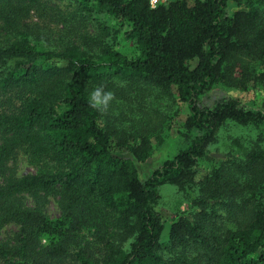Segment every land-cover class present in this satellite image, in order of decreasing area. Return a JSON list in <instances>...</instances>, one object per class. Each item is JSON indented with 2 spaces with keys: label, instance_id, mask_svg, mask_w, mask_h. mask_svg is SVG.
<instances>
[{
  "label": "trees",
  "instance_id": "obj_1",
  "mask_svg": "<svg viewBox=\"0 0 264 264\" xmlns=\"http://www.w3.org/2000/svg\"><path fill=\"white\" fill-rule=\"evenodd\" d=\"M253 79L264 83V0H0V226L17 227L0 263L264 264V140L243 132L214 154L264 111L206 101ZM175 97L196 136L141 181L154 105ZM18 152L35 173L17 176ZM164 185L190 202L166 235Z\"/></svg>",
  "mask_w": 264,
  "mask_h": 264
},
{
  "label": "rangeland",
  "instance_id": "obj_2",
  "mask_svg": "<svg viewBox=\"0 0 264 264\" xmlns=\"http://www.w3.org/2000/svg\"><path fill=\"white\" fill-rule=\"evenodd\" d=\"M172 1L175 0H163V3ZM189 2L191 3L192 0H189ZM237 9L238 8L235 4L229 3L227 5L228 14H232ZM115 49L128 57H132L135 54V46L131 42L124 40L122 37L118 38ZM236 60H238V68L236 69L235 76L238 77L246 63L239 58ZM250 66H252L253 69L252 73H255L256 76L261 73V70H263V66L258 63H253ZM150 100L151 99H148V101ZM174 100V103L173 101L168 102L170 107L166 106L163 101L158 104L154 103V109L158 110V115L154 116L148 135L145 133L149 138L151 151L149 159L145 163H140L138 165L139 179L141 181L148 177L152 171L160 167L166 160L172 159L180 151L185 149L194 136H196L195 132L188 131L185 128L187 117V109L185 105L180 103L176 97ZM216 100H232L248 110L264 111V83H259L257 80L253 79L243 88L225 84L217 85L209 93L206 101L212 103ZM156 101L157 99L155 102ZM111 113H113V111H111ZM124 125L125 127L127 126V124ZM227 132H229L230 135L227 133L222 135L220 143L216 146L218 152L215 151L214 154H218L219 151L224 152L231 148L237 149L234 146V141H236L234 139H236V137L238 138L239 135L241 137L243 132L246 136L243 135L242 137L255 139L259 136L264 140V126L250 128L248 130L245 129L244 131H233L232 129H229ZM13 164L17 176H25L35 173L34 168L28 163L26 156L22 152L17 153L13 160ZM208 166V163L204 162L202 163L201 168H207ZM159 195L160 199L155 208L164 221V235H166L169 225L175 217L178 214L189 210L190 202L176 187L170 185L162 186ZM30 202L31 201L28 200V204ZM43 208L44 212L52 220H55L60 216L59 207L56 200L53 198H48ZM16 232L17 227L14 225L0 226V244L12 245L14 243Z\"/></svg>",
  "mask_w": 264,
  "mask_h": 264
},
{
  "label": "clouds",
  "instance_id": "obj_3",
  "mask_svg": "<svg viewBox=\"0 0 264 264\" xmlns=\"http://www.w3.org/2000/svg\"><path fill=\"white\" fill-rule=\"evenodd\" d=\"M99 96H100V93H99V91H97V92H95V93H93V97H92V99H93V101L95 102V104H99V103H101V101L99 100ZM112 98V94L111 93H107L106 95H105V97H104V103H106L108 100H110ZM95 104H94V106H95Z\"/></svg>",
  "mask_w": 264,
  "mask_h": 264
},
{
  "label": "built area",
  "instance_id": "obj_4",
  "mask_svg": "<svg viewBox=\"0 0 264 264\" xmlns=\"http://www.w3.org/2000/svg\"><path fill=\"white\" fill-rule=\"evenodd\" d=\"M163 3V0H150V7L155 8L157 5Z\"/></svg>",
  "mask_w": 264,
  "mask_h": 264
}]
</instances>
